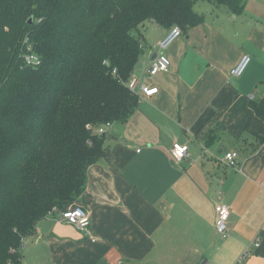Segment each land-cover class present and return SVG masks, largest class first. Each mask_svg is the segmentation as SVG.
<instances>
[{
	"label": "crops",
	"instance_id": "1",
	"mask_svg": "<svg viewBox=\"0 0 264 264\" xmlns=\"http://www.w3.org/2000/svg\"><path fill=\"white\" fill-rule=\"evenodd\" d=\"M193 11L201 22L163 52L170 28L148 21L154 38H144L134 73L158 91L110 125V162L87 170L76 206L90 234L54 212L25 242L21 264H264V119L253 109L264 99V0H241L237 12L196 1ZM243 54L249 66L230 79ZM156 55L169 71L148 77ZM174 143L188 147L180 162ZM221 203L226 239L214 230Z\"/></svg>",
	"mask_w": 264,
	"mask_h": 264
},
{
	"label": "trees",
	"instance_id": "2",
	"mask_svg": "<svg viewBox=\"0 0 264 264\" xmlns=\"http://www.w3.org/2000/svg\"><path fill=\"white\" fill-rule=\"evenodd\" d=\"M196 1L0 0V264H21L39 223L75 207L89 167L110 162L95 131L138 106L127 82L145 49L139 26L182 34L201 22ZM253 109L264 119V99Z\"/></svg>",
	"mask_w": 264,
	"mask_h": 264
},
{
	"label": "built area",
	"instance_id": "3",
	"mask_svg": "<svg viewBox=\"0 0 264 264\" xmlns=\"http://www.w3.org/2000/svg\"><path fill=\"white\" fill-rule=\"evenodd\" d=\"M181 37V31L178 27L171 28L167 34L158 42V50L159 52H163L168 49L178 38ZM25 62L28 65H37L39 63L38 58L33 55H28L25 58ZM251 62V58L247 54H243L239 59L236 66L229 71V78H239L245 72L247 67ZM169 71V63L167 60L162 57L156 55L155 59L151 62L149 68L146 71V75L148 77H154L160 72ZM128 89L134 93L140 99L150 98L154 94L157 93V88H150L145 86L139 76L132 75L127 82ZM110 127V124H105L101 126L99 129L95 131L96 134H105L106 129ZM188 147L186 145H180L174 143L170 150V155L173 160L176 162L182 161L185 157H187ZM238 155L236 153H229L225 155L224 159L230 167L235 166ZM230 216V209L227 205L218 204L215 207V222H214V230L216 234L221 239H226L228 237V219ZM61 221H65L74 226L77 231L84 232L86 236L90 234V221L87 213L83 210L82 207H70L68 210L63 212L60 217ZM255 247L258 244L254 245ZM247 255V252H245Z\"/></svg>",
	"mask_w": 264,
	"mask_h": 264
},
{
	"label": "rangeland",
	"instance_id": "4",
	"mask_svg": "<svg viewBox=\"0 0 264 264\" xmlns=\"http://www.w3.org/2000/svg\"><path fill=\"white\" fill-rule=\"evenodd\" d=\"M173 27V26H171ZM150 28V25H148V21L144 22L141 26H139L138 28V33L143 37V38H146L147 39V42L149 43V40L148 39H153L154 37L152 35H148V29ZM155 30V29H154ZM156 33V30L155 32ZM147 35V37H146ZM158 44V43H157ZM159 51V50H157ZM108 129H106V132H107Z\"/></svg>",
	"mask_w": 264,
	"mask_h": 264
}]
</instances>
